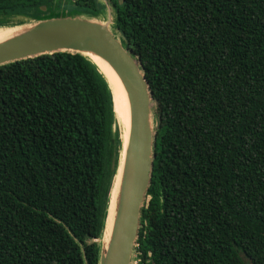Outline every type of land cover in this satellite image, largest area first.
I'll list each match as a JSON object with an SVG mask.
<instances>
[{"label": "trees", "instance_id": "1", "mask_svg": "<svg viewBox=\"0 0 264 264\" xmlns=\"http://www.w3.org/2000/svg\"><path fill=\"white\" fill-rule=\"evenodd\" d=\"M59 1L0 0V26L60 16ZM66 1L108 4L151 92L135 264H264V0ZM116 124L86 56L0 65V264L98 263Z\"/></svg>", "mask_w": 264, "mask_h": 264}, {"label": "water", "instance_id": "2", "mask_svg": "<svg viewBox=\"0 0 264 264\" xmlns=\"http://www.w3.org/2000/svg\"><path fill=\"white\" fill-rule=\"evenodd\" d=\"M110 23L108 19L85 20L75 16L37 20L24 27L19 34L0 43V65L57 51L80 53L90 59L86 54L89 53L105 61L118 78L129 103L130 128L125 146L120 138L118 161L107 196L97 264H132L140 211L147 199L154 157L150 107L152 96L140 64L114 35ZM99 71L111 90L108 79ZM119 174V194L110 216L111 193Z\"/></svg>", "mask_w": 264, "mask_h": 264}, {"label": "bare ground", "instance_id": "3", "mask_svg": "<svg viewBox=\"0 0 264 264\" xmlns=\"http://www.w3.org/2000/svg\"><path fill=\"white\" fill-rule=\"evenodd\" d=\"M10 29V31H1L0 30V43L4 42L15 35L19 34L21 31H23V27L21 26H14V27H0V29ZM90 59H92L99 69L103 72V74L106 76L108 79V82L111 86V91H112V99H113V104H114V112L117 120V124L119 127V138L122 139L123 145L125 146L127 143V138H128V133H129V128H130V112H129V103L127 100V97L121 87V84L112 71V69L109 67V65L103 61L102 59L98 58L97 56L93 54L86 53ZM152 118V117H151ZM121 141V140H119ZM121 144V143H120ZM120 164L121 165V156H120ZM120 174L118 175V178L116 179L114 188L112 189L111 193V201H110V207H109V212L110 216H112L115 204L117 201V197L119 194V187H120ZM100 243L102 242V238L98 240Z\"/></svg>", "mask_w": 264, "mask_h": 264}, {"label": "rangeland", "instance_id": "4", "mask_svg": "<svg viewBox=\"0 0 264 264\" xmlns=\"http://www.w3.org/2000/svg\"><path fill=\"white\" fill-rule=\"evenodd\" d=\"M100 1H102V2H104L103 0H100ZM60 2V5H61V10L63 11V12H58V13H61V14H58V15H60V16H70V17H73V16H75V17H78V18H81V19H87V20H100V19H105V20H103V21H106L107 19L108 20H110V21H112L111 20V16H110V14H111V10H110V8L108 7V4L107 3H105L104 2V4H105V6H104V9H103V11H102V14H100L98 17H92L90 14H88L87 12H83L82 10L81 11H77V10H75V9H73L74 7L72 6V4L70 3V2H68V1H66V0H60L59 1ZM46 15H48V14H46ZM52 15V14H51ZM54 15H56V14H53L52 16H54ZM57 16V15H56ZM46 17H48V16H46ZM20 19H25L24 17H20V16H18V17H13V18H9V19H7V20H12V21H17V20H20ZM27 20V19H26ZM29 24H31V23H28V24H24L23 26H21V27H28V25ZM0 27H2V26H0ZM4 27H14V26H4ZM10 29H12V28H10ZM10 29H4V28H2V29H0L1 31H10ZM152 125H153V122H152ZM116 126V129L118 130V133H119V127H118V124H116L115 125ZM135 254H136V252H135V250L133 249V252H132V259H133V262H132V264H135ZM242 259H243V261L245 262V264H252L251 262H250V260H248L247 258H245V257H242Z\"/></svg>", "mask_w": 264, "mask_h": 264}, {"label": "crops", "instance_id": "5", "mask_svg": "<svg viewBox=\"0 0 264 264\" xmlns=\"http://www.w3.org/2000/svg\"><path fill=\"white\" fill-rule=\"evenodd\" d=\"M100 20H102V19H100Z\"/></svg>", "mask_w": 264, "mask_h": 264}]
</instances>
